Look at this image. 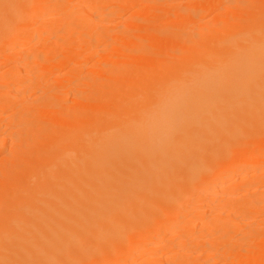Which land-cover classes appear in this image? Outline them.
<instances>
[{
	"label": "bare ground",
	"instance_id": "1",
	"mask_svg": "<svg viewBox=\"0 0 264 264\" xmlns=\"http://www.w3.org/2000/svg\"><path fill=\"white\" fill-rule=\"evenodd\" d=\"M89 1L102 20L135 10L134 32L127 13L124 22L134 35L123 19L118 35L90 33L84 8L70 10L68 25L47 24L38 17L55 1L0 0V62L12 61L0 96L18 82L30 88L54 57L73 62L71 81L84 65L76 56L87 55L79 43L106 71L71 102L57 85L45 104L22 109L29 89L12 90L6 105L22 110L8 112L14 138L0 134V264H264V221L242 225L264 212V189L248 201L207 191L246 171L255 174L244 183L264 179V0H229L212 23L203 18L222 0H189L172 14L145 0ZM34 36L35 50L21 45Z\"/></svg>",
	"mask_w": 264,
	"mask_h": 264
},
{
	"label": "rangeland",
	"instance_id": "2",
	"mask_svg": "<svg viewBox=\"0 0 264 264\" xmlns=\"http://www.w3.org/2000/svg\"><path fill=\"white\" fill-rule=\"evenodd\" d=\"M52 1H55L56 2V8L54 9V11H52V12H50V14L48 13V17L47 16H44V15H42V13H40V17H38L41 21L43 20H47V19H49V20H47V24L48 23H50L51 21L52 22H54V24H56L57 22L59 23V25L61 24V23H64V24H62V25H68L70 22H71V20L72 19H75V18H69V17H67V15L69 14V12H70V10H74V11H77V10H80V8H84L85 10H87V11H89V13L90 14H88V15H86V14H83V16H82V18L84 19H80L79 18V16L80 15H77L78 17L77 18H79L78 20H80V21H82L83 20V22L85 23V25H86V27L88 28V31L90 32V33H93L94 32V30H98V32H96L94 35H96L97 33H106V34H108V32H110V34L113 36V34L112 33H114L115 35L118 33V32H120V31H122V30H124L123 28H125V30L127 29L125 26V24H124V22H126V21H128V19H130V21L132 22V23H130V26H131V24H133V22H136L135 20L136 19H134V16H133V12L135 11H132V13L130 12V14H129V12L127 13V11L126 10H118L117 11V9H116V11L114 10V9H109L110 11H107L108 12V14L106 13L105 14V17H106V19L104 18V20H102V18L100 17V15H99V13H95V12H91L90 11V9L91 8H89V6L88 5H90L91 3H90V1L89 0H45V3H44V5L45 4H47L48 2H52ZM72 1H73V3H72ZM131 1V0H130ZM133 2H135V1H138V0H132ZM131 1V2H132ZM140 2H143L142 0H139ZM154 0H149L148 1V3H151V2H153ZM188 1L189 0H163V1H155V3H152L151 5H147V2H146V0L144 1V5L148 8V9H150L149 7H153V8H151L152 10H154V9H156L155 11L156 12H158V9L159 8H164L167 12H169V14H172V10H174V11H176L178 8L179 9H181L180 7H184V6H186L187 4H188ZM71 2V3H70ZM69 3H70V5L71 6H67V5H69ZM186 3V4H185ZM224 3H225V7H228L229 5H230V3H229V0H224V2H223V0H222V2H221V4L222 5H218L217 7H215L214 9H212L211 11H209L208 13L210 14V15H208V13L206 14V16H204V18H203V22L204 23H209V22H211L212 23V21L215 19V17H218L219 15H221L222 13H224L225 12V7H224ZM228 5H227V4ZM155 4V5H154ZM179 4V5H178ZM219 4V3H218ZM175 5V6H174ZM169 7L170 9H166V7ZM221 6V7H220ZM66 7H69L70 9H67L68 11H67V14L66 13H63V12H65L64 11V9L66 8ZM159 7V8H158ZM171 8H172V10H171ZM175 8H176V10H175ZM225 8V9H224ZM112 10H113V12H112ZM173 11V12H174ZM110 12H112V15L113 16H110L111 14H109ZM121 14H120V13ZM150 12H152V13H150ZM212 12V13H211ZM62 13V14H61ZM125 13H127L128 15H129V17H128V15H126ZM149 13H150V15H153V17H151L152 18V21L153 22H161L162 21V17L161 16H158V15H156L155 14V12L154 11H150L149 10ZM44 14V13H43ZM64 14H66V15H64ZM42 15V16H41ZM125 15V16H124ZM131 15V16H130ZM80 16V17H81ZM211 16V17H210ZM42 17V18H41ZM45 17V18H44ZM68 18V21H63V20H65L66 18ZM76 17V16H75ZM110 17V18H109ZM127 17H128V19H127ZM161 17V18H160ZM205 17H206V20H205ZM63 18V19H62ZM156 20H155V19ZM38 19V20H39ZM62 19V20H61ZM71 19V20H70ZM101 19V20H100ZM122 19H123V23H121L122 22ZM134 19V20H133ZM210 19V20H209ZM69 20H70V22H69ZM125 20V21H124ZM42 21V22H43ZM57 21V22H56ZM86 21V22H85ZM121 21V22H120ZM44 23H45V21H44ZM97 25V26H94L95 24ZM119 23H121V25H122V30L120 29L119 30V27L121 26V25H119ZM129 24V21L128 22H126V24ZM92 24V25H91ZM123 24H124V26H123ZM128 26V25H127ZM96 27H98V28H96ZM132 30H133V32H134V30L135 29H133V27L135 28V24H133L132 26ZM130 27V28H131ZM95 28V29H94ZM93 29V30H92ZM108 29V30H107ZM118 29V30H117ZM128 29H129V26H128ZM113 30H115V31H113ZM132 30L130 31V32H127L128 30H126V35H127V33H128V36L129 35H134V33L132 32ZM137 30V29H136ZM113 31V32H112ZM140 30L138 29L137 30V32L135 33L136 35L135 36H137V34H138V32H139ZM123 32V31H122ZM122 32H120V33H122ZM44 33V34H43ZM42 34L44 35L43 37H44V39H42L43 37H42V34H41V37L39 36H37V41H38V38H40V39H42V40H47L46 38L47 37H49L50 38V36L51 35H47V37L45 38V35L46 34H50L48 31H46V32H43ZM119 34V33H118ZM117 34V35H118ZM61 35V39L63 40V36H64V38L66 37V39H64V40H67L68 38L70 39V41H68L70 44L72 43V45H75L74 44V42H75V39H74V37H73V35L72 34H70V35H72V37H69L68 35H64V34H60ZM60 35H58L59 37H60ZM109 35V34H108ZM114 35V36H115ZM134 36V37H135ZM36 36H34V37H28V38H26V40H24V42L21 44V45H23V46H25L26 48H29L30 50H32V48H34V47H36V46H34L37 42H36V40L34 41V38H35ZM52 37V36H51ZM68 37V38H67ZM134 37H131V38H134ZM72 38V39H71ZM130 38V37H129ZM36 39V38H35ZM53 39V40H52ZM51 40H50V42L52 41H54L55 40V38H52ZM29 40H31V42H34V44H31V46L29 47H27V44L29 45L31 42L29 41ZM73 41V42H72ZM28 42H30V43H28ZM67 42V43H68ZM26 43V44H25ZM68 43V44H69ZM107 43L108 42H103V44H105V45H101L102 47H100V49H105V47H103V46H106L107 45ZM76 45H77V43H76ZM74 46V47H77V46ZM38 47V46H37ZM78 47H79V49H78V51H80L79 53L80 54H83L84 52V54H87L86 56L88 57L90 54H91V52L93 53L95 50L92 48L91 50H89V51H85L84 49H82V45L79 43L78 44ZM37 49V48H36ZM34 50H35V48H34ZM84 50V51H83ZM77 51V52H78ZM104 51H107V50H104ZM7 52L9 53V54H12V51L10 50V49H8L7 50ZM88 52V53H87ZM78 53V54H79ZM58 54H56L55 56H57ZM60 55V54H59ZM81 56V57H80ZM77 55L76 56V58H82V59H79L78 60V62H76V63H84V65L83 64H81V65H79L80 66V69H81V72L79 71V73H78V76H77V74L74 76V78L73 79H77L76 81H73V79L70 81L69 80V75L67 74L69 71H70V69L72 68V63H70L71 61L70 60H67V59H63V57H61V56H59V59L57 60L56 58H58V57H54L55 59H53V60H55V63H60V64H55V65H57V66H55L54 65V63H52L53 64V67L51 66V64H50V66H49V64H48V66L50 67H48L47 65L45 66L48 70H47V72H46V68L45 67H42V68H39V71H41L40 73L38 72V74H35V75H33V76H36V75H38L36 78H38L39 77V75H40V77L38 78V79H35V77H31L32 78V82H31V80L29 81V82H31V84H29V82L27 83V81L28 80H25V82L27 83L26 85H31V86H33L34 84L33 83H35V84H37V83H39L40 84V86H35L34 85V88H31V86H30V88H31V90H30V88L29 87H26V88H21V87H23V85H22V82H18L19 83V86H17L18 84L16 83V85L14 86H12V89H11V93H9V96H11L12 97V95L13 96H15L16 94H17V92H16V90H17V88L19 87V89L18 90H20V88H21V90L22 89H24V90H26L27 88L29 89L28 91H29V94H27L28 93V91H22V92H25V94L28 96V98L26 99V98H24V100L23 99H21L20 100V103H19V105L21 104V106H23L22 104L23 103H27V104H25L24 106L26 107V108H32V109H35V106L36 105H40V104H45L46 102H44V100L42 101L41 99L42 98H44V95H45V93H51V90L50 89H52V91H53V86H55V88H56V86L57 85H61V86H64L65 87V90H66V88H67V92H66V94H70V95H68V97H69V102H71V100H74V98L73 97H75V93L77 92L76 91V88L78 87V85H80V84H82L83 82H86L87 80L88 81H90V80H92V79H88V77L89 78H93V80L92 81H98L99 79H100V76H99V74L101 75V71H103V72H106L105 71V67H101L100 65H98V64H100V63H97V61L98 60H100V59H98V57H97V59L95 58H92V59H90V60H87L86 61V56L84 55V58H83V56L82 55ZM101 57V55L99 56V58ZM102 57H103V54H102ZM62 60H63V62H62ZM91 60H93V64H92V61ZM10 61V60H9ZM8 61V63H6V62H0V92H1V87L4 85V83L8 80V76H9V68H11L12 67V61H10L9 62ZM69 61V62H68ZM84 61V62H83ZM103 61H105L104 59H102L100 62L101 63H105V62H103ZM53 62V61H52ZM75 62V61H74ZM3 63V64H2ZM10 63V64H9ZM79 63V64H80ZM62 64V65H61ZM68 64H69V66H68ZM95 64V65H94ZM2 65V66H1ZM76 64H73V67L75 66ZM8 66V67H7ZM55 66V67H54ZM77 66H78V64H77ZM84 66V67H83ZM93 66V67H92ZM101 68H100V67ZM82 67L85 69V70H82ZM92 67V68H91ZM6 68V69H5ZM43 68H45V69H43ZM52 68V69H51ZM79 68V67H78ZM89 68V69H88ZM93 68H94V71H95V68H96V71L94 72L93 71ZM80 69H78V70H80ZM90 69H91V71L92 72H94L96 75H98L97 77H96V75L94 76V73L92 74V72L90 71ZM99 69H100V73H97V72H99ZM103 69V70H102ZM43 70H44V72H43ZM98 70V71H97ZM85 71V72H84ZM89 71H90V73L92 74V76L90 77V74H89ZM44 74H43V73ZM78 72V71H77ZM87 73V74H86ZM43 74V75H42ZM68 76H67V75ZM5 75V76H4ZM80 75H81V77H80ZM84 76V77H83ZM5 78H7V79H5ZM43 78V79H42ZM37 81V82H36ZM65 81V82H64ZM69 81V82H68ZM74 83H73V82ZM41 82V83H40ZM59 82H60V84H59ZM63 82V83H62ZM21 83V84H20ZM57 83V84H56ZM38 84V85H39ZM77 85V86H76ZM17 87V88H16ZM71 87V88H70ZM73 87V88H72ZM14 89V90H13ZM16 89V90H15ZM69 89V90H68ZM12 90H13V92L14 93H16L15 95H14V93L12 92ZM49 90H50V92H49ZM70 90H72L70 93H68V91H70ZM78 90V89H77ZM44 93V94H43ZM11 94V95H10ZM25 95V96H26ZM43 95V96H42ZM71 95H72V98H71ZM9 96H6V95H3V97L2 96H0V97H2V98H0V105L1 106H3V110L2 111H0V128L2 129L1 130V132H0V134L1 135H3V136H7L8 138L13 134L14 136H15V134L17 133V132H19L17 129H18V127H17V129L15 128L16 126H18L16 123V120H14V119H12L13 117H11V116H9V115H11V112H14V113H16L18 110V112H20L23 108H24V106L22 107V109H21V107L19 108V106L17 107V111L15 110H13V108H10V106L9 105H6L7 103H8V98L10 99L11 97H9ZM68 97H67V100H68ZM13 98V97H12ZM11 98V99H12ZM5 99V100H4ZM6 99H7V101H6ZM10 99V100H11ZM71 99V100H70ZM9 100V101H10ZM41 102H40V101ZM1 101H3L2 103H1ZM22 101V102H21ZM34 102V103H33ZM30 103H33V105L32 106H34V107H31V106H29L30 105ZM48 105H50V104H48ZM68 105H70L69 103H68ZM43 106H45V105H43ZM42 106V107H43ZM47 106V105H46ZM46 106H45V108H46ZM12 107V106H11ZM45 108L43 107V109L42 110H45ZM9 109H11L10 111H9ZM5 111H7V112H5ZM8 112H9V115H8ZM8 116L9 117H11V119L12 120H9V122L11 121V125L8 123L7 124V118H8ZM13 120L15 121V122H13ZM14 124H16V126L14 127L12 124L13 123ZM10 126H13V128L15 129L14 130V132H16L15 134L14 133H12V127H10ZM39 129H37L38 131H41V130H43V131H45V130H47V129H49L48 127H38ZM17 130V131H16ZM3 131V132H2ZM12 133V134H11ZM19 134V133H18ZM17 134V135H18ZM12 135V136H13ZM14 136H13V138H14ZM12 138V137H11ZM11 140H13V139H11ZM15 144L14 145H16V142H14ZM18 144V143H17ZM9 145V144H8ZM18 146H19V144H18ZM17 145H16V147H18ZM20 146H21V144H20ZM19 146V147H20ZM11 146H9V148H8V146H7V148H6V150L8 149L9 151L11 150ZM7 150V151H8ZM6 151V152H7ZM23 155L25 154V153H22ZM22 154H19L20 155V157H21V155ZM19 155H18V157H19ZM22 155V156H23ZM23 157H25L26 158V156L24 155ZM23 157H21L20 159H22ZM18 160V159H17ZM24 160V159H23ZM18 161H20V160H18ZM253 171V170H252ZM252 171H246V172H243V173H241V174H237V176L235 175V177H234V179H232L231 181H228V183L226 184V185H224V186H222V187H220V188H218V187H216L215 185V187L213 186V187H210L209 188V190H207L208 191V193H210L211 194V196H212V198H214L215 200H226L227 199V197L230 195V194H234V193H237L238 194V196H242V197H244V196H246L247 198H245L244 197V200H246V201H248V200H250V197H248L249 195H251V197H257V196H261V193H259L260 191H259V189H264V179H257L256 181L255 180H252V181H249L248 180V182L247 181H245V183L242 181V180H244L247 176L249 177V176H253L254 174H255V170H254V172H252ZM237 177V179H235ZM236 180V181H235ZM237 180H238V182H237ZM247 180V179H246ZM257 181H258V183H257ZM240 182V183H239ZM247 182V183H246ZM251 182V183H250ZM254 183V184H253ZM261 183V184H260ZM246 184V185H245ZM249 184V185H248ZM252 184V185H251ZM260 184V185H259ZM236 187H235V186ZM241 185V186H240ZM245 185V186H244ZM254 185V186H253ZM258 185V186H257ZM261 185H262V187H261ZM239 186V187H238ZM247 189V190H246ZM207 193V194H208ZM259 193V194H258ZM204 198L201 196V198H199L198 200L199 201H201V200H203ZM199 206V205H198ZM250 215V217H247V218H245L244 219V221L242 222V225H250L251 223L250 222H253V221H256V222H263L264 221V212H255V213H250L249 214ZM229 221H231V220H229ZM231 222H233V223H235L234 221H231ZM176 235H179L180 233H175ZM173 234H168L167 236L168 237H171ZM167 237V238H168ZM160 250H162L161 249V247H159V250L157 249V251H160ZM163 251V250H162ZM161 253V252H160ZM163 255L166 257L167 256V252L166 251H163ZM165 259V258H164ZM165 260H167V258L165 259ZM165 262H159L158 264H164ZM167 263V262H166ZM221 264H222V262H220ZM157 264V263H156Z\"/></svg>",
	"mask_w": 264,
	"mask_h": 264
}]
</instances>
